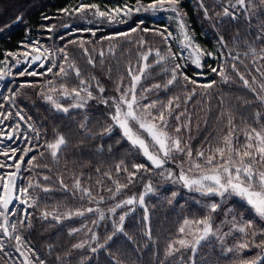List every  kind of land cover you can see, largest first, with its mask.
Instances as JSON below:
<instances>
[{
    "label": "trees",
    "instance_id": "obj_1",
    "mask_svg": "<svg viewBox=\"0 0 264 264\" xmlns=\"http://www.w3.org/2000/svg\"><path fill=\"white\" fill-rule=\"evenodd\" d=\"M85 1L90 4L97 3L102 7L115 4L133 6L137 3V0ZM108 1L112 3H107ZM139 2L147 4L152 0ZM79 3L80 0H0V57L5 51L17 50L18 43L25 39L26 34L34 33L37 36L39 34L37 29L42 32L50 23L56 29L52 38L48 39L41 35V40L48 45L50 41L52 42V54L49 55L47 67H52V62L55 61L57 65L64 64L68 69V64L72 63L81 72L79 78L72 69H68L67 76H56L57 67L52 73H47L41 78H32L31 83L34 86L31 87L17 86L20 85L17 82L28 81L27 79L9 82H13L14 89L18 87L13 100L16 109L12 110V114L15 117L16 112L21 111L25 116L24 121L33 123L37 146L31 154L32 157H36L33 166L27 163L25 171L20 170L21 174L24 173L22 177L24 185L32 181L40 186L30 190L35 203L27 209L31 215L25 224L30 222L31 227L18 226V232L24 240L21 248L25 250L28 259L35 264L39 261H43L44 264H161V261L164 264H192L193 260L195 264H240L241 261L250 260L257 254L264 255V250L254 245L241 251L235 250L238 243L245 240L251 243V240L237 231L231 223L226 222L231 221V215L226 214L228 209H232L233 214H239L237 222L253 220L257 229L264 227V221L255 216L254 211L243 199L232 196L222 201L220 197L204 196L189 190L178 181L181 165L188 175L199 174L195 169L188 172L192 162L203 163L202 159L196 157L197 152L205 151L207 155L206 150L223 146L221 138L229 132V116L233 117L235 125L233 136L235 147H241L246 143L245 132L250 130V127L259 130L264 125V104L257 99V95L260 94L259 85L264 83V76L261 75V72H264V59H261L264 55L261 52V49H264V36L261 35L264 4H261L260 0H254L249 20L247 9H235L236 19L223 16L225 7L233 11L230 4L235 3V0H181L179 8L185 14L183 18L187 28L202 48L213 53V56L207 55L201 68L189 66L180 70L191 79L197 78V85L186 82L182 75H178L172 85L164 87L171 78V68L177 63V59L155 63L157 60L155 49L159 48L161 54H165L167 45L160 36H153L151 32L155 29H164L162 28L165 26L164 20L156 22L151 17L139 19L134 16L120 26H111L107 29L106 26H101L105 28L102 32L107 30L105 33L95 32L93 36L84 34L80 36L79 32L69 34V30L63 31L61 28L62 22H69L74 29L99 28V25H104L96 22L91 24L89 19H83L79 13L76 17L63 13L62 9H74ZM18 16L22 19L13 24ZM45 17L54 20L49 21ZM140 20L143 22L142 27L150 29L148 32L141 30L129 32L131 33L129 37L115 35L126 27H133L135 22ZM153 23L158 26H154ZM111 36L117 38L105 39ZM141 37L146 41L144 46L139 44ZM221 37L223 45L220 42ZM80 42H83V47ZM168 44L175 53L169 41ZM85 48L88 49L87 53L84 51ZM149 48L153 49L146 62L150 67L145 69L143 78L136 85V95L142 104L156 102V108L151 110L153 115H157L170 99L178 97L179 99L173 102L171 115L165 110L167 130L170 134L177 135L174 130L180 127L181 132L178 135L181 138V146L186 143L192 150L191 161L184 153H174V159L166 161L161 169L152 166L142 151L122 138V131L118 127H113L110 135H99L102 129L111 123L109 113L112 111L111 105L101 103L99 97L101 95L105 99L118 97L120 94L116 91L118 84L121 87L131 85L129 68L133 75H136L145 64L141 54ZM60 49L67 53V63L64 60V52L59 51ZM101 51L104 53L103 56L100 55ZM218 51H221L219 55ZM89 56L94 64L88 62ZM232 64H235L239 73L249 80L251 87L256 88L255 92L243 84L237 72L231 68ZM221 65L229 76L227 82L211 71V68H219ZM258 68L260 72L256 71ZM14 69L17 71L19 68ZM93 77L95 79H92ZM253 77L255 82L252 81ZM80 79L86 80L91 85L93 95L98 97L89 100L84 108H70L68 113H64L56 110L44 99V95L50 94L58 98L65 107L76 103L71 96L67 98L59 96V89L62 84L69 90L77 88L80 86ZM206 79L208 80L205 81ZM48 81H52L51 86L48 85ZM211 81H216L212 88L205 89L199 86ZM97 82L104 87L103 94L98 92ZM157 84L161 87L154 88L153 86ZM51 87H55L57 91L51 92ZM144 89L151 90L145 92ZM141 96L144 98L140 99ZM256 112L261 113L260 119L255 116ZM177 116H180L179 120L176 119ZM82 123L86 124V128L80 127ZM89 131L93 134L89 135ZM58 135H63L67 143L61 146L57 157L53 158L51 150L46 145L54 143ZM121 161L128 168V172L116 171V165ZM133 164H145L148 170L137 172L133 182L119 193L113 195L107 191L109 188L115 189L114 181L121 184L128 182L127 177L133 171ZM260 170H264V165L260 166ZM168 171L174 173L172 178H167ZM161 172L164 175H161ZM105 173H110L111 179ZM45 176L49 179L45 180ZM76 178H79L82 187L91 190L95 199H89L87 195L74 188ZM61 179L63 185L60 183ZM149 183L152 185V192H146L145 186ZM43 187L51 190L43 192L41 190ZM174 192L175 197L172 196ZM141 193L145 196L144 205L139 203L124 205L117 208L115 213L109 211L117 203L134 195L138 197ZM100 196L104 197L103 201L99 200ZM213 202L222 203V207L212 213L213 229L219 231L202 241L195 255L190 249L184 248L166 258L168 243L181 238L178 229L184 219L204 218L209 214L208 205ZM86 208H99L104 213V219L99 218V212H85L83 216H65L68 212L74 213ZM45 211L60 215L62 218L59 222L52 216L43 219L42 213ZM125 212H129V215L124 221L123 232H117L104 248H98L93 253L91 248L105 242L107 236L114 231L113 222L118 225L119 216ZM145 214L148 216L147 220L144 219ZM94 220L97 221L96 224L92 223ZM72 229L80 231L69 234ZM149 230L150 236L147 234ZM93 234L97 236V240L91 239ZM187 238L191 239V236ZM261 240H264V236L258 234L255 243ZM82 242H86L83 248L73 247ZM229 248L234 250L228 252ZM4 250L6 251L5 247ZM15 252L21 255L18 251Z\"/></svg>",
    "mask_w": 264,
    "mask_h": 264
},
{
    "label": "snow or ice",
    "instance_id": "obj_2",
    "mask_svg": "<svg viewBox=\"0 0 264 264\" xmlns=\"http://www.w3.org/2000/svg\"><path fill=\"white\" fill-rule=\"evenodd\" d=\"M181 0H152L150 4L144 6L140 4L139 0H137V6L132 7L128 4L123 5L122 7L109 8L107 10L102 11L100 7L96 4H85L81 3L74 9L64 8L62 9L65 15H73L76 13L83 14L87 10H93V14L96 17L105 18L109 22H124L119 18L129 17L133 14V12L139 13L141 11H171L175 13L173 19L177 21V26L180 31V35L183 38V43L185 48L190 49L191 62L195 64L197 67L201 66V58L205 55L211 56L213 53L206 52L201 49L198 44L194 42V36L190 34L187 30V25L184 20V13L179 8ZM261 4H264V0H260ZM254 5V0H235V3L230 4L231 9L229 7H225L223 10V16H230L233 19H236L237 13L235 9H247L249 10L248 19H251V8ZM205 15L207 16V9H205ZM22 19V17H17V20ZM45 19H49L45 17ZM141 23H143L141 21ZM141 30L143 32H148L147 28H140V25H137L136 28L131 30V33L137 32V30ZM262 36H264V24L261 25ZM48 31H52V27L47 29ZM129 32L118 33V36L121 37H129L131 35ZM154 34L161 37L163 42L167 45V52L165 54H161L159 48L155 49V55L157 60L156 64H159L163 61L171 59L175 61L178 57L176 53L171 51V46L168 44V41L173 38L172 32L168 31L167 28L164 29H155ZM95 35V33H93ZM117 36L105 37L107 40H115ZM261 38V37H258ZM63 39V37H62ZM220 42L223 45V37L220 38ZM70 43H76V41H70ZM81 43V47H83V42ZM38 44V42H37ZM139 44L144 46L146 41L141 37L139 40ZM23 47L28 48V45H24ZM112 49H110L111 51ZM47 52V49L44 50ZM59 51L64 52V60L67 63L68 55L64 51V49H60ZM85 53L88 52V49H84ZM253 54H255V49L252 50ZM153 49L149 48L146 52L141 54V58L143 61L147 62L148 57L152 54ZM261 52L264 53V49H261ZM100 55L103 56V51L100 52ZM23 56V60L19 57ZM9 57H14L15 59L11 63V67H17L21 63L27 64L30 61L37 62L42 58L47 59V56H44L41 52V47L37 45H32L30 50L24 51L22 53H12L9 52L5 56L4 61H0V63L4 64V68H0V80L5 79L11 73L10 71L5 70L9 64ZM182 58V56H181ZM261 59H264V55L261 56ZM88 62L90 64H94L92 58L89 56ZM43 67V65H41ZM58 67V72L55 73L56 76H67L68 69H72L75 71V75L79 78L81 76L80 69L75 66V64L69 63L68 69L65 68L64 64L57 65L55 61L52 62V67H48L46 72L38 73L36 71H29L28 68H25L23 71L19 72L20 76H37V75H46L47 73H52L54 68ZM150 67L149 64L145 63L144 67L139 69V73L137 75H133L131 68H129V75L132 79V84L126 88L121 89L117 86L116 91L120 92L118 97H110L103 98L102 95L99 97L101 103L105 105H111L112 111L109 113V118L111 123L106 125L99 135H110L113 131V127H118L122 131V138L126 139L130 142L131 146L137 148L142 151L144 157L157 169L163 168L166 161L170 159H174V153H184L191 161L192 159V150L187 144L182 147L181 146V138L178 135L181 132V128H175V133L177 135H172L168 132V121L165 118V110L171 115L172 105L174 100H178V97L170 99L166 106H162L161 110H159L157 115H153L152 109L156 108V102L151 104L143 105L142 107L139 105V99L136 95V84L140 81L141 76L144 74L145 69ZM183 67L180 63H175L171 68V78L167 81L164 87L168 85H172L176 80L178 75H182L183 79L191 83L193 85H197V81L195 79H191L187 75H183L180 70ZM231 68L237 72L240 79L243 81V84L246 87L251 88L253 92L256 91V88H252L248 79H245L243 74L239 73V70L236 68L235 64L231 65ZM167 71V69H165ZM213 73H217L221 76L224 82L229 80V76L226 74L224 67L221 65L219 68L213 67L211 68ZM256 71L260 72L258 68ZM261 75L264 76V72H261ZM92 79H95L93 77ZM252 81L255 82V77L252 78ZM49 86L52 85V81L47 82ZM216 81H211L209 83L199 85L205 89L212 88L215 85ZM31 87L34 86L32 84H21L20 87ZM154 88H159L161 85H154ZM96 88L100 94L105 92L103 86H101L98 82L96 84ZM260 94L257 95V99L260 100L262 104H264V83L259 85ZM91 85L84 79H80V86L77 88L68 89L66 85H61L59 89V96L69 97L71 96L76 103L65 107L63 104L59 102L58 98H54L52 95L47 94L44 95V99L49 101L53 107L64 113H68L70 108H84L89 100L97 99L98 97L93 95V92L90 90ZM151 89H144L145 92L150 91ZM11 91V90H9ZM51 92H56L57 89L55 87L50 88ZM84 93L85 95H81ZM192 93H195V88H193ZM16 93H12L11 96L5 97L8 100H14ZM144 97L141 96L140 99ZM189 98H191L189 96ZM179 107V105H176ZM2 107V106H0ZM16 116L19 120L24 121L25 117L21 114V111L16 112ZM255 116L257 119L261 118V113L256 112ZM0 117L3 119H7L8 116L4 115V113H0ZM31 119L30 117L28 118ZM177 120L180 119V116L176 117ZM2 119H0V123H2ZM229 132L227 135L221 138V143L223 146L216 147L214 150L208 149L207 155L205 151H199L196 153V157L203 160V163L200 162H192L188 169V172H193V170H198V175H188L181 165V170L178 176V181L182 182L183 186L189 190H194L196 192L201 193L204 196H217L220 197L222 201L228 200L232 196L239 197L243 199L247 205L251 207L254 211L256 217L260 220L264 221V170H260V166L264 165V125L260 127L259 130L255 127H250V130L245 132L246 143L241 147H235L233 145V136L235 125L233 123V117L229 116L228 119ZM29 127H32L29 124ZM82 129L86 128V124L82 123L80 125ZM19 128V125L16 126ZM35 131V129H33ZM92 135L91 131L88 133ZM150 138V142L144 138V135ZM0 136H6L8 139H13L15 136V130L10 132L0 131ZM39 138V133L37 132V139ZM67 142L63 135H58V138L54 143H48L46 146L51 150V155L53 158L57 157L58 150L62 145H65ZM119 143V141H116ZM111 147V146H109ZM102 148V146H101ZM17 148H10L8 151H4L0 153L7 160L13 161L11 164H0V168H15L16 171L8 172L6 175L0 176V251H3L5 244L4 238H8L10 240L14 239L16 244V250L20 251L21 247L24 245L23 237L18 232L19 228L23 227H31L30 222L26 225L25 221L29 220L30 213H28L27 208L31 207L33 203H35V198L32 196L30 190L36 187H40L38 183H33L32 181L28 182L26 187L17 188L16 179L17 173L20 171L22 164L25 161V157L29 152L33 151V147H25L22 150V154L18 156ZM43 155V153H41ZM18 156V158H17ZM36 160V157L33 156L31 159L27 161L29 166H33V162ZM38 166V165H36ZM47 167V165H45ZM133 171L129 173L127 177V183L121 184L118 181H114L116 184L115 189H107L110 193L115 195L119 193L122 189L127 188L129 184H131L137 174V172L144 170L147 171L148 168L145 164H133ZM121 170L128 172V168L124 165V162L121 161L116 165V171L120 172ZM99 171V169H97ZM164 175L163 172L160 173ZM109 179H111L110 173H105ZM174 175L173 172H167V178H172ZM45 180H48L49 177L45 176ZM61 185H63V180H60ZM100 183V181H97ZM67 187V186H65ZM74 188L80 190L83 194L87 195L89 199H95L93 197L92 192L89 188H84L81 186V182L79 178H76L74 181ZM146 192H152V185L149 183L145 186ZM43 192H48L51 189L47 187H43L41 189ZM172 196L175 197L176 193H172ZM16 200L22 205H26L22 210L23 219H21L18 224L10 223L9 216L16 215V212L10 208V205L13 204V201ZM100 201L104 200L103 196L99 197ZM145 196L144 193H141L138 197L132 196L127 198L120 203H117L115 207L109 209L110 212L115 213L117 208H120L124 205H134L139 203L140 205H144ZM171 203V200H169ZM222 207V203L213 202L208 205L209 214L202 219L199 220H189L184 219L182 225L179 227L178 232L181 234V238L177 240L170 241L167 245L165 251V257L172 256L174 253L179 252L181 249L188 248L191 250L193 255L197 252V249L202 241H204L209 235H215L219 229L214 231L213 229V220L212 213H215ZM132 209H130L131 211ZM147 211V210H146ZM85 212H99V218L101 220L104 219V213L100 211L99 208H86L83 211L76 212H68L65 214L66 217H70L72 215L83 216ZM227 215H231V221H226L231 223L233 227L237 225V216L239 214H233L232 209H228L226 211ZM129 215V212H125L119 216V224L114 223V231L111 235H108L105 242L103 244H98L97 247L91 248V251L95 253L98 248H104L108 241L113 239V236L116 235L117 232H123V224L126 217ZM49 216H52L57 222L61 220L60 215H56L54 213H49L47 211L42 213V218L47 219ZM145 220L148 219L147 214L144 217ZM242 220V217H241ZM93 224H96L97 221H92ZM223 223V222H222ZM11 229V232H10ZM80 229H72L69 234L74 232H78ZM187 231V235L186 234ZM242 234H245L250 238L251 243L248 240L244 242H240L236 245L235 250L241 251L244 249H248L250 246L254 245L257 248L264 250V240H261L259 243H255V238L257 235L264 236V227L257 229L256 224L253 220L243 221L241 226L237 228ZM149 236L151 235L150 230L147 233ZM227 235V234H225ZM191 236V239L187 238ZM92 240H97V236L95 234L91 237ZM86 242H82L79 244L73 245L74 248H83ZM179 245V247H177ZM234 249H227L228 252H232ZM31 251V249H29ZM24 256V253H20ZM24 264H32V261L28 259L27 256L24 258ZM38 264H44L43 261H39ZM161 264H164L161 261ZM192 264H195L194 260ZM240 264H264V255L257 254L250 260L241 261Z\"/></svg>",
    "mask_w": 264,
    "mask_h": 264
},
{
    "label": "rangeland",
    "instance_id": "obj_3",
    "mask_svg": "<svg viewBox=\"0 0 264 264\" xmlns=\"http://www.w3.org/2000/svg\"><path fill=\"white\" fill-rule=\"evenodd\" d=\"M81 3L90 4V3H87L85 0H80V3L79 4H81ZM107 3H110L111 4L112 2L108 1ZM150 3L151 2H149L147 4H142V5L147 6ZM94 4H96V5L99 6V4H97V3H94ZM123 5H125V4H115V5H110L109 7H102V6H99V7H100V9L102 11H104V10H107L109 8L122 7ZM136 6H137V3L135 5H133L132 7H136ZM76 14H78V13H76ZM76 14H73V16L76 17ZM79 15L83 19H86V20L89 19L91 24H93V23L96 22L98 24H104V25H99L100 26L99 28H84V29L79 28V29H74L72 27V25L69 24V22H62L61 23V28L63 29V31H68L69 30L70 31L69 34H72V33H75V32H79L80 36H83V34L84 35H91V36H93V33H95V32H98V33H105V32H107V30L104 31V32H102L103 30H105V28L107 29V28H111V26H120V25H123L126 22L130 21L134 16H136L139 19L140 18H145V17H151L156 22H159V21L164 20L165 26H162V28H167L168 31L172 32V34H173V38L169 40V43L173 46V50L177 54V57H178L177 58V63H180L181 65H183V67H182L183 69L186 68V67L188 68L189 66H196L195 64H193L191 62V59L189 58V56H190V49L185 48L184 43H183V38L180 35V31H179V28L177 26V21L175 19H173V17L175 16V13H173L171 11H167V10H165V11H156V12H151V11L145 12V11H141L139 13L133 12V14L131 16H129V17H123V16H121L119 18L120 20H123L124 22H109L105 18L96 17L93 14V10H87L83 14H80L79 13ZM51 20H54V19H49V21H51ZM141 21L142 20L135 22V24L133 25V27H130V28L129 27H126L121 32H118V33L131 32V30L133 28H136L137 25H140V28L141 29L145 28V27H142ZM153 24H154V26H158L155 23H153ZM101 26H106V27L103 28ZM49 27H52V31H48L47 30ZM37 30H39L38 31L39 34L37 36L34 33H32V34L31 33L30 34H26V36L24 37L25 39L23 41L19 42L20 43L19 46H18L19 49L14 50V51H5V52H3L2 53V57H0V61H4L6 54L9 53V52H12V53H22L24 51L30 50V47L32 45H37V46H40L41 47V51L44 53L45 56H47V59L45 60L46 63L44 65V67H42V68L38 66V67H35V68H29L28 70L29 71H36L38 73L46 72V69L48 68L46 64L48 62L49 55L52 54L51 53V47H52L51 45H52V42L50 41V45H48L46 42H44V41L41 40V35L43 34L48 39L49 38L51 39L52 38V34L56 31V29L53 28L52 24L48 23L47 26H45L42 29V32H40V29L39 28ZM187 30L189 31L188 28H187ZM118 33H116L115 35H117ZM151 33L153 34V36H158V35H155L154 32H151ZM190 34H191V32H190ZM192 36H194V35H192ZM37 42H38V44H37ZM194 42H195V44H198L201 47V49H203L202 46L196 40V38L194 39ZM24 45H28L29 47L28 48H25V47H23ZM155 45H156V43H155ZM45 49H47V52L44 51ZM220 52L221 51H218L217 52V55H219ZM0 55H1V53H0ZM181 56H182V58H181ZM206 56L207 55H205V56H203L201 58V66L198 67V68H201L202 67V64H203L204 60L207 59ZM211 56H213V55H211ZM14 59H15L14 57H9L8 58L9 64H8V67L5 69L7 71H10L11 74L8 77H6L5 79L0 80V106H2V107H0V113H4V115L8 116L7 119H3L2 117H0V119H2V121H3L2 123H0V131L5 132L7 130H9V131L10 130H15V136H14L13 140H11V141H3V140H0V153H2L4 151H8L10 148H13L14 147V148H17L19 150L18 151V156H19L20 154H22V150L24 149V148H20L21 146H24V147H33V151L37 147L36 146V142H35L36 141L35 140V135L33 134V131H34L33 130L34 129L33 126L34 125H33V123H31L29 121V123H28V128L30 129V132H29L28 129L24 125L21 124L20 120H18L19 118L17 116L14 117V115L12 114V110L13 109H16V105H15L14 101L13 100L5 99V97L11 96L13 92L15 93V91L18 89V87H20L21 84H29V83L30 84H33V83H31L32 78H41L43 75H37V76H28V75H25V76H20L19 75V72L23 71L24 68H19L16 71L14 69V67H11V63H12V61ZM4 67H5V65L2 64V63H0V68H4ZM142 67H144V65ZM137 74H140V73L138 72ZM142 78H143V76H141V79ZM24 79H27L28 81L25 80V81H19V82H17L20 85H17L18 87L16 86L17 88L15 87V89L12 87V83L13 82L12 83H9L12 80H24ZM141 79H140V81H141ZM196 80H197V78H196ZM207 80L208 79H206L205 81H207ZM131 84H132V80H131ZM117 86H119L121 89H126L130 85H128V86L126 85L127 87H125V86H122L121 87L120 84H118ZM117 86H116V88H117ZM9 90H11V91H9ZM29 102H31V100H29ZM139 105L142 107L143 105H146V104H142L141 101L139 100ZM18 110H20V109H18ZM21 114L24 116L23 113H21ZM29 124H31L32 127H29ZM17 125H21V131H19V132H18V130L16 128ZM144 138L147 141L150 142V138H148L146 136V134H145ZM32 152H29L28 155L25 157V161H24V163L21 166L22 171H25L24 170V168L26 167L25 165L27 164V161L29 159H31ZM18 156H17V158H18ZM11 163H13V161L7 160L3 155H0V164H11ZM10 171L11 172H14V171H16V169L15 168H7V167L0 168V176L6 175ZM23 175H24L23 172H22V174L20 173V171L17 173V178H18L17 188L26 187L28 185V184H25L24 185L22 183V177H23ZM25 207H27V206L26 205H22L18 201H16V204L12 208V210L16 212V215H14V216L13 215H10L9 216V222L10 223H17L18 220L20 221L23 218L22 210ZM239 226H241V223L240 222H237L236 228H238ZM10 232H11V229H10ZM5 239H7V238H4V241L3 242L5 244L6 251L4 249H3V251H0L1 258H2V264H24V258L26 256L25 250L23 248H21L20 251H18V253L23 252L24 253V256L18 255L15 252V251H17L16 250V247H15V244H16L15 240L12 239L10 242H7L8 240H5ZM15 253H16L17 256L15 255ZM32 264H35V262H32ZM36 264H38V263H36Z\"/></svg>",
    "mask_w": 264,
    "mask_h": 264
},
{
    "label": "water",
    "instance_id": "obj_4",
    "mask_svg": "<svg viewBox=\"0 0 264 264\" xmlns=\"http://www.w3.org/2000/svg\"><path fill=\"white\" fill-rule=\"evenodd\" d=\"M18 17H20V16H18ZM20 20H14L13 21V24H16V23H18ZM21 60H23V56L20 58ZM40 63V66L41 65H43V67H44V65H45V62H44V60H43V58L40 60V61H37V62H33V61H30L29 60V62L27 63V64H25V63H21L19 66H17V67H15V68H20L21 66H23V65H28L29 66V68H34L35 66H37V64H39ZM42 67V66H41ZM24 124H26L24 121H22ZM8 139V138H7ZM17 182H18V178L16 179V185H17ZM14 203H15V200L13 201V204L12 205H10V208H12L13 207V205H14Z\"/></svg>",
    "mask_w": 264,
    "mask_h": 264
},
{
    "label": "flooded vegetation",
    "instance_id": "obj_5",
    "mask_svg": "<svg viewBox=\"0 0 264 264\" xmlns=\"http://www.w3.org/2000/svg\"><path fill=\"white\" fill-rule=\"evenodd\" d=\"M19 44H20V43H18V46H19ZM18 49H19V48H18ZM23 68H24V69L27 68V65H25Z\"/></svg>",
    "mask_w": 264,
    "mask_h": 264
}]
</instances>
